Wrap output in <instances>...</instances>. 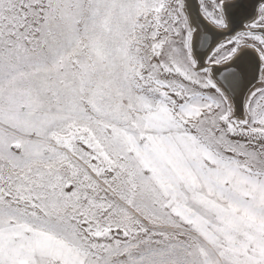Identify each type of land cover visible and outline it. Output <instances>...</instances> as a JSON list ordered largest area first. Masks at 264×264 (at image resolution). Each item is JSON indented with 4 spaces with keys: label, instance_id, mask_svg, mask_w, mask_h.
Instances as JSON below:
<instances>
[{
    "label": "snow or ice",
    "instance_id": "obj_1",
    "mask_svg": "<svg viewBox=\"0 0 264 264\" xmlns=\"http://www.w3.org/2000/svg\"><path fill=\"white\" fill-rule=\"evenodd\" d=\"M0 264H264V0H0Z\"/></svg>",
    "mask_w": 264,
    "mask_h": 264
}]
</instances>
